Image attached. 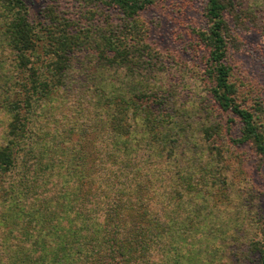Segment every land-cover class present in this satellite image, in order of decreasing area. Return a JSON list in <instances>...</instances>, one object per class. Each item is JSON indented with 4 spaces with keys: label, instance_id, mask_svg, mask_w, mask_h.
<instances>
[{
    "label": "rangeland",
    "instance_id": "374dc122",
    "mask_svg": "<svg viewBox=\"0 0 264 264\" xmlns=\"http://www.w3.org/2000/svg\"><path fill=\"white\" fill-rule=\"evenodd\" d=\"M19 1L21 5L0 0V144L11 122L10 103L20 101L24 107V68L12 40L17 11L38 33L34 63L43 75L56 63L46 39L51 13L78 21L75 31L81 36L98 22L104 29L95 33L96 38L110 37L109 29L123 22L116 8L100 4L110 0L93 3L97 13L88 14L82 10L83 0ZM141 2L145 7L138 14L139 33L129 62L109 65L96 51L94 44L101 41L89 36L84 52L61 61V85L32 99L27 120L35 134L30 139L54 145L62 135L70 136L71 129L97 128L105 120L109 124L120 109L113 100H131L128 107L135 111L125 114V125L133 129L130 140L146 137V119L156 114L169 129L161 133V140L176 146L168 154L160 153L158 160L172 162L169 174L178 172L174 156L188 161V196L183 201L188 205V264H261L264 168L249 146H236L240 124L212 98L215 83L205 52L194 45L195 32L207 26L205 2ZM231 2L239 17L237 24L225 17L233 32L227 55L229 81L241 108L259 107L264 114V0ZM75 139L64 138L63 147L74 145Z\"/></svg>",
    "mask_w": 264,
    "mask_h": 264
},
{
    "label": "trees",
    "instance_id": "16d2710c",
    "mask_svg": "<svg viewBox=\"0 0 264 264\" xmlns=\"http://www.w3.org/2000/svg\"><path fill=\"white\" fill-rule=\"evenodd\" d=\"M83 1L82 10L97 13L93 3L100 0ZM204 2L207 26L195 32L194 45L205 52L215 83L212 98L238 120L236 146H249L264 168V114L259 107L241 108L229 81L233 32L225 17L237 24L239 15L231 0ZM100 4L116 8L123 18L115 30L109 29L108 38H96L104 29L98 22L89 25L88 36H81L75 31L78 21L50 14L46 39L56 63L44 75L34 63L38 33L25 15L16 13L12 40L24 68L25 97L24 107L20 101L10 103L11 122L0 144V264H188V205L183 204L188 161L174 156L178 172L169 174L172 162L158 160L160 153L176 147L161 140L169 129L159 116L146 119V137L131 141L133 129L125 125V114L135 111L128 107L132 101L112 99L120 107L116 117L97 128L71 129L76 139L69 148L62 143L71 135H62L54 145L30 139L35 134L27 120L32 99L61 85V61L84 52L89 36L101 41L94 45L109 65L129 62L139 33L138 14L145 6L141 0Z\"/></svg>",
    "mask_w": 264,
    "mask_h": 264
}]
</instances>
